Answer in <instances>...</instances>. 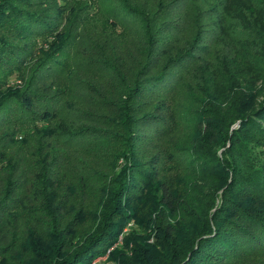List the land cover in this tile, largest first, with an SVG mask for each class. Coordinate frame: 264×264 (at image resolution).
Returning <instances> with one entry per match:
<instances>
[{
  "label": "rangeland",
  "instance_id": "374dc122",
  "mask_svg": "<svg viewBox=\"0 0 264 264\" xmlns=\"http://www.w3.org/2000/svg\"><path fill=\"white\" fill-rule=\"evenodd\" d=\"M30 1L54 17V32L23 39L29 54L19 62L0 60V99L27 90L37 97L35 113L45 106L55 117L30 118L14 99L0 109V200L11 190L6 203L14 208L0 222L4 264L31 257L24 246L30 234L47 238V219L20 210L39 202L40 185L57 195L66 192L75 207L83 199L87 209H97L104 176L123 163L125 109L135 119L143 109L159 111L161 99L166 102L172 118L166 128L130 123L133 151L143 159L157 153L164 160L161 175H184L195 121L210 115L231 130L238 120L231 121L226 91L250 88L256 105L264 94V0ZM4 29L0 22V37ZM51 43L60 49L51 52ZM157 73L163 85L151 92L143 86L136 95L134 82ZM169 154L175 162L165 161ZM71 214L55 223L74 220ZM90 222L87 216L78 219L74 229L82 231ZM116 244L90 264H116L108 256ZM237 257L233 264H264V250Z\"/></svg>",
  "mask_w": 264,
  "mask_h": 264
},
{
  "label": "trees",
  "instance_id": "16d2710c",
  "mask_svg": "<svg viewBox=\"0 0 264 264\" xmlns=\"http://www.w3.org/2000/svg\"><path fill=\"white\" fill-rule=\"evenodd\" d=\"M33 6L30 0H0V22L6 28L0 37L1 62H19L29 54L23 39L54 32V17ZM51 45V52L60 49L58 43ZM162 77L149 74L135 81L136 95L143 86L151 92L163 85ZM225 95L232 100L231 121L238 120V126L228 130L210 115L197 119L196 137L187 142L184 175L173 171L161 175L164 160L157 153L143 159L133 151L136 134L130 123L166 128L172 122L166 102L161 99L159 111L143 109L135 119H129L125 109L123 163L104 176L105 189L96 210L87 209L83 199L75 207L66 192H48L43 184L36 194L39 202L20 209L47 219L46 239L31 234L27 238L24 246L31 257L24 264H90L119 236V244L108 252L116 264H233L237 256L264 250V128L257 123L264 121V94L257 105L250 88L243 93L232 86ZM35 98L27 90L9 91L1 97L0 109L14 99L26 116L38 115L40 122L53 119L54 112L45 106L40 113L33 111ZM165 161L175 162L170 154ZM9 192L0 200V222L14 209L6 203ZM65 212H72L74 220L62 226L55 223L66 218ZM86 216L89 226L75 230L77 220Z\"/></svg>",
  "mask_w": 264,
  "mask_h": 264
}]
</instances>
